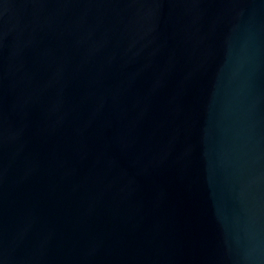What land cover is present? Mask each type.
I'll use <instances>...</instances> for the list:
<instances>
[{"label":"water","instance_id":"water-1","mask_svg":"<svg viewBox=\"0 0 264 264\" xmlns=\"http://www.w3.org/2000/svg\"><path fill=\"white\" fill-rule=\"evenodd\" d=\"M0 264H264V0H0Z\"/></svg>","mask_w":264,"mask_h":264}]
</instances>
